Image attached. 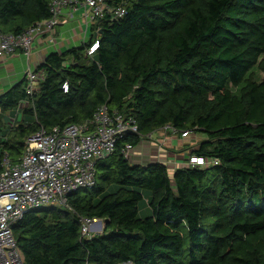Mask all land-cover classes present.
I'll return each instance as SVG.
<instances>
[{"label":"trees","instance_id":"obj_1","mask_svg":"<svg viewBox=\"0 0 264 264\" xmlns=\"http://www.w3.org/2000/svg\"><path fill=\"white\" fill-rule=\"evenodd\" d=\"M50 1L0 0V31L19 34L50 18ZM109 5L125 14L107 13L86 43L50 53L33 96L24 79L0 94V115L30 102L0 138V172L40 127L80 124L103 105L139 127L98 162L92 190L13 224L24 264H264V0ZM166 125L203 136L190 155L219 164L174 169L123 155ZM144 197L152 214L139 218ZM83 217L104 220L103 232L82 237Z\"/></svg>","mask_w":264,"mask_h":264},{"label":"built area","instance_id":"obj_2","mask_svg":"<svg viewBox=\"0 0 264 264\" xmlns=\"http://www.w3.org/2000/svg\"><path fill=\"white\" fill-rule=\"evenodd\" d=\"M110 1L51 0L50 18L36 22L19 34L0 31V58L19 52L29 59L34 53V44H43L45 40L55 46L57 27L63 17L77 22L82 41L86 43L88 31L97 19H102L107 13L113 14V19L125 14L123 7H111ZM98 48L99 41L95 40L86 49V56L92 58ZM44 78L43 70L28 67L24 76L28 97L38 91ZM63 90L68 91L67 83L63 85ZM29 103L28 99H24L15 110V115L7 116L12 125L16 124ZM129 134H139L136 119L103 105L91 119L80 124L51 129L40 127L27 137L25 150L17 162H12L9 155H5L0 172V264H24V257L13 236V224L31 210L47 206L65 207L71 194L92 190L97 182L98 162L112 155L116 143ZM154 135L159 139L169 135L184 139L190 133L166 125L149 136L152 138ZM133 150V145L127 143L122 153L129 159ZM217 164V159L192 154L182 166L207 168ZM105 225L102 219L83 217L81 235L91 238L102 233ZM120 264L134 263L127 261Z\"/></svg>","mask_w":264,"mask_h":264},{"label":"crops","instance_id":"obj_3","mask_svg":"<svg viewBox=\"0 0 264 264\" xmlns=\"http://www.w3.org/2000/svg\"><path fill=\"white\" fill-rule=\"evenodd\" d=\"M57 29L55 46L49 44V42L45 40L43 44H34V53L29 59L19 52L8 57L0 58V94L20 83L24 79L28 67L37 68L50 53H61L83 43V36L75 20H69L67 17H63ZM89 31L91 30L89 29ZM88 34L87 37L89 39L90 35L88 36ZM6 119L7 116L0 115L1 133H3L6 128L9 129L13 126L11 122ZM1 121L3 122L1 123ZM3 135L4 133L0 138H3ZM201 139H203V136L199 135H190L184 139L179 136L170 135L165 139H159L157 135L156 137L154 135L152 138L141 141V143L134 148L130 157L135 159V162H133L135 164L145 165L147 163L161 161L166 163L169 167L173 166L172 168L176 169L183 164V161L178 159L179 155L183 156L179 153L181 148H184L185 155L189 156L190 151L197 147ZM160 141L163 142L160 143ZM175 149L180 150L177 153L179 155L174 154ZM94 230H96V228H94Z\"/></svg>","mask_w":264,"mask_h":264},{"label":"rangeland","instance_id":"obj_4","mask_svg":"<svg viewBox=\"0 0 264 264\" xmlns=\"http://www.w3.org/2000/svg\"><path fill=\"white\" fill-rule=\"evenodd\" d=\"M91 34V32L89 31V34H88V36ZM200 136V135H199ZM155 137H156V135H155ZM174 150V149H173ZM180 150H178V149H175V151H174V154H177L178 152H179ZM179 153H181L183 156H180L179 154H177V155H179L178 156V159L180 160V161H184V160H186V159H188V156H186L185 155V149L184 148H181V151L179 152ZM129 160L133 163V162H135V159L134 158H129ZM172 166V165H171ZM173 167V166H172ZM171 167V168H172ZM145 193H148L147 191H145ZM47 207H51V206H47ZM152 214V211H151V208H150V206H149V204H148V202H147V197H144L143 198V200L141 201V203H140V210H139V218H146V217H148V216H150ZM103 232V231H102Z\"/></svg>","mask_w":264,"mask_h":264}]
</instances>
